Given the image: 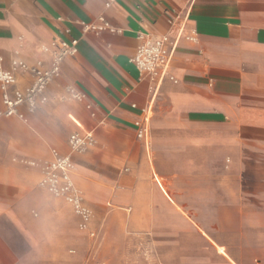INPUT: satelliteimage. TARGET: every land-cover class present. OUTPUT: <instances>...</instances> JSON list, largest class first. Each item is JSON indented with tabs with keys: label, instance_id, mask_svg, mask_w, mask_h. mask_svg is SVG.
<instances>
[{
	"label": "crops",
	"instance_id": "1",
	"mask_svg": "<svg viewBox=\"0 0 264 264\" xmlns=\"http://www.w3.org/2000/svg\"><path fill=\"white\" fill-rule=\"evenodd\" d=\"M108 1L0 0L11 97L80 41L34 107L0 117V264H264V0ZM101 15L118 31L84 30ZM160 35L161 79L132 62ZM76 131L94 139L72 156L85 228L41 185Z\"/></svg>",
	"mask_w": 264,
	"mask_h": 264
},
{
	"label": "built area",
	"instance_id": "2",
	"mask_svg": "<svg viewBox=\"0 0 264 264\" xmlns=\"http://www.w3.org/2000/svg\"><path fill=\"white\" fill-rule=\"evenodd\" d=\"M113 1L109 0L107 5H110ZM82 26L85 31L96 33L118 31L117 27L104 15L98 17L97 21L94 22H82ZM66 32L70 33V30L68 29ZM79 43L80 41L76 37L58 39V46L54 52L51 66L48 69L39 70L33 83L26 91L18 92L14 97H11L6 92V88L13 82L14 76L10 71L4 69L3 59L0 55V84L4 89L3 102L6 106V109H0V117L14 115L17 107L23 103L28 104L31 108L34 107L50 81L60 74L64 60L78 53ZM173 51L174 42L170 41L168 35H160L154 40L147 39L136 50L132 62L141 72L161 79L168 73ZM22 66L25 65L23 64ZM68 92L74 99L81 100L83 98V95L78 93L73 87H68ZM143 133L144 131L140 130L138 135L142 137ZM93 140L91 132L76 131L72 133L70 136V152L66 155L55 153V158L50 162L44 163L42 167L43 177L41 185L54 195L65 197L72 204L75 212L82 217V227L84 228L92 217V210L85 203L84 198L73 182L71 175L74 168L72 156L73 153L92 145ZM30 164L35 165L36 163L30 161Z\"/></svg>",
	"mask_w": 264,
	"mask_h": 264
},
{
	"label": "rangeland",
	"instance_id": "3",
	"mask_svg": "<svg viewBox=\"0 0 264 264\" xmlns=\"http://www.w3.org/2000/svg\"><path fill=\"white\" fill-rule=\"evenodd\" d=\"M192 239H195V238H193V237H192ZM194 250H195V251H198V250H199V248H198V247H195V249H194Z\"/></svg>",
	"mask_w": 264,
	"mask_h": 264
}]
</instances>
